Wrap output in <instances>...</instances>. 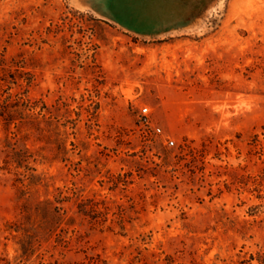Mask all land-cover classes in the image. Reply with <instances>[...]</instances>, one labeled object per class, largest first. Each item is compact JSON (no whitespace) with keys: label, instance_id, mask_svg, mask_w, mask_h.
Returning a JSON list of instances; mask_svg holds the SVG:
<instances>
[{"label":"rangeland","instance_id":"rangeland-1","mask_svg":"<svg viewBox=\"0 0 264 264\" xmlns=\"http://www.w3.org/2000/svg\"><path fill=\"white\" fill-rule=\"evenodd\" d=\"M161 3L0 0V264H264V0Z\"/></svg>","mask_w":264,"mask_h":264},{"label":"crops","instance_id":"crops-1","mask_svg":"<svg viewBox=\"0 0 264 264\" xmlns=\"http://www.w3.org/2000/svg\"><path fill=\"white\" fill-rule=\"evenodd\" d=\"M99 18L122 30L139 35L167 31L168 16L160 13L164 0H81Z\"/></svg>","mask_w":264,"mask_h":264},{"label":"built area","instance_id":"built-area-1","mask_svg":"<svg viewBox=\"0 0 264 264\" xmlns=\"http://www.w3.org/2000/svg\"><path fill=\"white\" fill-rule=\"evenodd\" d=\"M141 112H142V113H141L142 116L145 117V116H146L147 109H146V108H143V109H141ZM158 131H159V130H158ZM168 144L172 145L173 142H172V141H169Z\"/></svg>","mask_w":264,"mask_h":264}]
</instances>
